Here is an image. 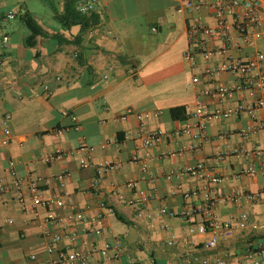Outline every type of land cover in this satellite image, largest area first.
<instances>
[{"label":"crops","instance_id":"1","mask_svg":"<svg viewBox=\"0 0 264 264\" xmlns=\"http://www.w3.org/2000/svg\"><path fill=\"white\" fill-rule=\"evenodd\" d=\"M184 1L98 0L94 11L98 21L82 29L80 24L66 28L58 19L56 13L64 12L67 0H0V137L5 125L10 129L9 142L0 143V178L8 187L0 196V264H49L48 246L54 233L63 235L58 248L87 250L119 242L118 264H191L192 255L215 259L222 253L229 254L226 264H255L256 260L264 264V229L259 228L264 224V160L215 159L236 147L264 146V128L257 129L256 120L246 113L212 120L198 150L154 158L146 171L133 160L134 154L142 152L135 141L139 121L133 113L127 119L122 115L128 110H158L161 115L147 122L150 128L181 127L196 109L200 89L216 82L204 77L202 69L224 59L198 54V69H190L183 54L190 46V22L198 14L182 11ZM260 5L262 38L233 48L234 56L253 59L264 52V0ZM25 11L45 32L37 47L26 43L31 31L21 19ZM200 17L207 24L215 22L211 9H204ZM203 38L210 45L217 43ZM219 81L233 83L234 77L224 74ZM242 98L253 101L239 94L223 105L235 106ZM240 130L248 131V136ZM179 140L196 142L188 135ZM88 146L95 149L89 152ZM174 146L168 141L159 150ZM58 149L67 152L53 162L43 161ZM84 158L89 165L82 166ZM108 160L120 167L105 174L95 193L90 187L96 165ZM196 163L222 182L191 175L166 178L171 170ZM12 164L23 179L24 203L15 199ZM250 164L260 170L256 177L241 173ZM62 173L68 175L63 180L58 178ZM31 181L41 197L64 196L74 209L35 206ZM132 181L138 185L128 186ZM209 189L222 198L236 190L258 194L255 200L244 195L216 205V217L231 225L233 232L223 234L214 251L203 247L209 234L192 231L201 221L199 214L190 221L167 214L200 206ZM101 200L114 211L102 209ZM103 211V218L90 221ZM243 212L254 219L245 228L238 220ZM51 215L58 217V224L48 222ZM84 226L99 227L102 233L89 236L82 232ZM192 238L198 245L191 243ZM250 243L257 252L255 259L248 256ZM100 260L96 255L92 264Z\"/></svg>","mask_w":264,"mask_h":264},{"label":"built area","instance_id":"2","mask_svg":"<svg viewBox=\"0 0 264 264\" xmlns=\"http://www.w3.org/2000/svg\"><path fill=\"white\" fill-rule=\"evenodd\" d=\"M98 0H80L78 9L82 13H92L96 10ZM260 0H185L181 7L182 11L190 14H198L189 25L190 46L184 51V60L189 64L190 69H198V54H201L206 59H212L215 56H224V59L217 64L208 65L202 69V75L208 77L215 84L209 83L200 89L196 109L186 118L184 124L172 130L162 128H150L147 122L161 115V111H133L128 110L122 115V119H127L130 114H135L139 121L138 131L135 136V141L138 144L141 153H136L133 160L140 162L143 169L146 171L149 163L154 158L180 157L188 152L198 150L200 143L207 138L208 123L212 120H218L223 117H230L233 114H248L252 119L256 120L257 129L264 128V70L262 64L264 62V52L259 53L256 58L244 59L234 56L231 52L233 48L240 49L241 47L252 43L255 40L262 38V21L260 18ZM211 9L214 24L205 23L200 13L204 9ZM9 18H14L13 13H8ZM233 32L237 33V36ZM210 37L217 43L210 45L203 37ZM7 41V38L4 39ZM224 74H229L234 77L233 83L219 81ZM245 94L246 97L252 98L251 103L241 99L235 106H224L223 103L235 95ZM217 101L218 105L212 107L208 100ZM10 115L5 117L4 123L7 124ZM239 133L243 137L248 136V131L240 130ZM182 135H188L195 143H185L179 140ZM10 129L7 125L3 128V137H0L1 144L9 142ZM171 141L175 143L174 147H168L165 150H159L165 142ZM105 146V144L103 145ZM86 149L92 152L94 146H88ZM67 151L58 149L55 153L44 157L43 161L53 162L56 159L64 156ZM230 156H245L257 157L264 160V146L248 148L244 146L236 147L218 153L215 159L222 161ZM82 166L89 165L87 159H81ZM120 167V163L115 161H103L96 165V176L91 182L90 189L95 193L99 192L102 185V179L107 172L116 170ZM12 175L15 176L13 183L15 189V199L24 203L22 191L23 179L17 176V169L12 164L10 167ZM260 170L255 165L250 164L243 169L242 174L256 177ZM187 175L195 176L199 179L220 183L221 177L213 176L202 163L188 164L182 167L171 170L166 178L182 179ZM67 173H62L58 176L64 179ZM138 181L128 183L130 187H136ZM30 188L34 193L33 203L35 206H43L48 209L54 207L72 208L73 204L66 202L64 196L43 198L38 194V188L34 181L30 182ZM8 190L5 182L0 178V196ZM191 190L187 189L186 195H190ZM246 195L249 199L255 200L258 194L242 193L233 191L225 197L216 195L212 189L205 193L203 204L194 208L184 210L180 214L174 211H168L167 214L171 217L181 216L186 220H192L195 215L201 216V221L192 227V231L197 234H209V238L203 242V247L207 251L217 249L220 237L230 235L233 232V227L229 224H224L218 220L215 215V207L221 201H238L242 196ZM100 207L112 213L114 210L106 201H100ZM105 212H101L96 216L91 217V222H96L104 217ZM80 218H83L80 215ZM239 226L245 228L253 218L249 212H243L239 216ZM48 222L56 225L59 223L58 217L55 215L49 216ZM260 229H264V224H259ZM82 232L91 235H100L102 229L99 227H82ZM1 236V234H0ZM69 236V235H68ZM74 238V236H71ZM63 235L59 233L52 234V241L48 246V252L52 255L49 264H92L96 255L101 256V260L96 264H118L121 256L122 248L119 242L113 247L101 248L96 245L90 249H71L58 248V243L62 240ZM191 243L198 245V241L192 238ZM256 249L253 243L248 246V256L255 259ZM229 257L228 253H222L215 259L210 256L192 255L189 259L191 264H226ZM259 264V261H255Z\"/></svg>","mask_w":264,"mask_h":264},{"label":"trees","instance_id":"3","mask_svg":"<svg viewBox=\"0 0 264 264\" xmlns=\"http://www.w3.org/2000/svg\"><path fill=\"white\" fill-rule=\"evenodd\" d=\"M79 1L80 0H67L64 12L56 13L64 27L69 28L73 24H80L82 29H86L98 21V16L94 14V12L82 13L78 9ZM21 19L31 31L26 43L31 47L39 46L42 43V39L45 37L43 28L38 24L29 11H25L21 16Z\"/></svg>","mask_w":264,"mask_h":264}]
</instances>
